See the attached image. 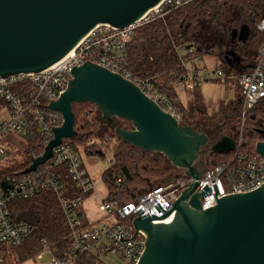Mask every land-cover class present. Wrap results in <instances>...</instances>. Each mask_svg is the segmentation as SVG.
<instances>
[{"label":"water","instance_id":"1","mask_svg":"<svg viewBox=\"0 0 264 264\" xmlns=\"http://www.w3.org/2000/svg\"><path fill=\"white\" fill-rule=\"evenodd\" d=\"M163 0H0V76L37 73L59 62L98 24L125 27L141 20ZM251 32L244 23L231 31V41L245 42ZM228 64L240 63L233 49L225 54ZM66 91L50 101L49 109L61 113L63 122L41 155L23 171H35L52 157L63 139L78 137L74 103L91 102L100 119L114 127L123 142L149 152H158L175 168H184L194 178L205 170L204 153H228L236 149L232 133L215 141L204 128L184 123L150 98L133 81L87 61L72 69ZM116 119L131 127L115 125ZM264 135V129H258ZM264 158V140L255 145ZM198 181L190 183L173 207H155L162 215H141L133 220L145 232L144 249L136 264H264V183L258 188L217 197L203 208ZM173 216L166 222H154ZM153 218V219H152ZM137 231L135 232V234ZM134 234V235H135ZM120 240H128L122 238ZM134 237V236H133ZM132 239V238H131Z\"/></svg>","mask_w":264,"mask_h":264},{"label":"built area","instance_id":"2","mask_svg":"<svg viewBox=\"0 0 264 264\" xmlns=\"http://www.w3.org/2000/svg\"><path fill=\"white\" fill-rule=\"evenodd\" d=\"M189 1L163 0L141 20L129 26L98 24L80 40L76 48L52 66L37 73L0 76V98L7 102L10 110V118L0 125V137L14 133L22 138L27 146L29 141L33 142L39 137L46 146L53 137V129L60 126L64 120L61 113L49 109L48 105L66 91L70 79L73 78L72 69L87 61L102 65L133 81L163 110L180 120L182 113L168 95L162 92L161 82L139 79L132 74L127 58V46L132 41L137 26L162 16L168 7H178ZM258 29L264 30V17L258 23ZM173 46L178 51L183 67L187 69L185 81L179 85V91L193 89L196 85L207 81L235 79L243 96L242 123L248 111L264 99V44L250 72L230 75H227L216 62L207 65L194 44L174 43ZM235 137L237 140L235 156L228 161L206 168L198 179L187 174L186 169L176 168L173 175L135 200L126 203L104 200L99 208L111 216L113 221L101 225L84 219L82 213L84 200L87 194L93 193L94 183L85 165L80 150L81 145L75 143L74 138L63 139L53 149L52 157L35 171L0 176V244L16 248L32 235L35 229L31 223L14 221L10 203L32 198L45 189H51L58 198L69 227L71 248L65 255L56 254L43 240L45 248L30 257L28 261H33L35 264H84L79 263L80 257L84 254L99 257L118 252L127 264H136L146 240L145 232L136 230L133 225L134 218L139 215L137 210L140 208L143 209L141 215L149 213L160 216L164 212L158 211L155 204L159 202L166 210L172 208V203L194 181L200 183L197 189L201 192L206 184L211 189L203 197V208L215 205L217 199L224 195L252 191L264 183L263 156L257 152L258 155L253 156L241 152L242 131ZM94 143L95 140L91 139L83 146L87 147ZM32 148L30 146L28 149ZM5 155L6 145L0 141V158ZM61 170L67 173L72 189L76 193L70 194L71 190L66 186ZM115 178L119 185L124 179L123 173L116 174ZM213 183H216L219 190L216 194L218 198L215 196ZM173 214L162 219H152L156 223H163L169 221ZM121 232L122 238L128 240L119 239ZM1 260L2 256H0Z\"/></svg>","mask_w":264,"mask_h":264},{"label":"trees","instance_id":"3","mask_svg":"<svg viewBox=\"0 0 264 264\" xmlns=\"http://www.w3.org/2000/svg\"><path fill=\"white\" fill-rule=\"evenodd\" d=\"M263 17L264 0H190L178 7H168L162 16L152 18L134 29L133 39L127 46L130 71L139 79L161 82L160 89L168 95L181 113L185 114L186 110H190L193 117L197 116L198 119L207 121L213 116L206 112L199 85L193 89H186L191 93L189 108L181 98L179 85L184 83L187 69L183 67L173 44L192 43L196 46L198 54L217 56L227 75L250 72L264 44V30L258 29V23ZM244 23L250 25L249 37L245 42L236 40L232 43V29ZM212 37H221L222 41L211 42ZM231 49L241 57L240 63L233 65L227 63L225 54ZM86 104H91L93 107H79ZM221 107L223 121L213 124V131L205 130L210 135L211 141H215L223 133L228 132L236 136L242 131L241 152L252 156L258 155L255 150L256 142L264 140V135L258 132V129H264V99L248 111L243 123L241 88L237 98L222 103ZM73 109L76 117L75 127L79 134L73 141L78 145L81 142L85 144L94 139L93 124L91 125L92 120L89 115L91 113L95 115L99 111L91 102L74 103ZM118 120L114 121L115 125L121 124ZM126 127L131 126L126 125ZM28 144L25 148L24 161L0 168V176L23 173L32 163L33 158L43 153L45 145L39 137L33 142L29 141ZM30 146L33 147L31 150L28 149ZM84 151L87 155H104V150L98 142L87 146ZM113 152L114 158L110 167L103 173L108 194L105 200L119 203L135 200L153 186L163 182L167 178L165 176L171 170H175V167L167 166L164 159L154 152L136 148L120 138ZM234 156V151L223 154L208 149L203 159L205 163L214 165L228 161ZM61 172L66 186L71 190L70 194L76 193L72 189L67 173L63 170ZM120 172L123 173L124 179L118 185L115 175ZM10 209L14 221L28 222L35 228L32 235L16 247L21 259L30 258L43 250L45 246L43 239L56 254L65 255L71 248L70 230L53 190L45 189L32 198L13 201L10 203ZM6 247L0 244V255L5 253ZM98 260L95 255L84 254L80 257L79 263L97 264Z\"/></svg>","mask_w":264,"mask_h":264},{"label":"rangeland","instance_id":"4","mask_svg":"<svg viewBox=\"0 0 264 264\" xmlns=\"http://www.w3.org/2000/svg\"><path fill=\"white\" fill-rule=\"evenodd\" d=\"M213 41H222V39L221 37H212L211 42ZM201 56L207 65H210V64L213 65V63L215 62L221 65V61L217 56H210L206 54H203ZM180 95L184 103L187 104V108H189L190 104L188 102L191 97V93L189 91L182 90L180 92ZM79 107L80 108H84V107L91 108L93 106L91 104H88V105L86 104L85 106H79ZM221 108L222 107L220 106L218 110L219 112L215 114L213 113L212 115L213 118H210L207 120V123L209 124V126H207V129H206L207 131H213L212 129L213 124L223 121V111H221ZM99 115H100V112H97L95 115L94 113H91L89 115V118L90 120H92L91 125L93 124L92 129L94 130L92 133L93 135L92 137L94 138L95 142H98L101 145V148L104 150L103 151L104 155L103 156L99 154L87 155L85 154V151H84V149L86 148L85 146H83L84 143L81 142L79 143V145H81L80 150L82 151L85 165L94 183V191L92 194H89V196L85 198L84 203H83V209L85 210L87 214V217H88L87 220L94 222L98 225H101L105 222L113 221V218L109 216L107 213H105V211H101L99 206L107 198V195H108L107 194V184L105 182V179H103V173L110 167V164H111L110 160L114 158L113 148L115 145L119 143V138H118L119 136L115 134L114 127H111L109 124L108 125L105 124L106 121H103L102 119H100ZM208 115H211V114H208ZM180 120L186 123L187 120L197 121L198 117L197 116L193 117L192 112H190V110H186L185 114L182 113ZM118 121L121 122L123 126L132 125L130 122L126 120L119 119ZM78 124H80V122ZM0 139H2V142H4L5 145L8 147L16 146V145H19L21 147V144L23 145V141H22L23 139L14 133L4 134L0 137ZM154 153L162 157L164 161L166 162L167 166L174 167L170 164V162L168 161L166 157H164L158 152H154ZM210 166H212L210 163L209 164L208 162L205 163V169L209 168ZM172 171L173 170H171V172L165 177L169 178ZM173 172H176V168ZM18 252L19 250L17 248L6 247L5 253L3 254L4 256L0 255L2 256V260L0 261V264H35L33 261H28L30 260L29 258L21 259ZM110 254L111 255L109 257H105L106 255L99 256L98 264H127V261H125L118 254V252H112Z\"/></svg>","mask_w":264,"mask_h":264},{"label":"crops","instance_id":"5","mask_svg":"<svg viewBox=\"0 0 264 264\" xmlns=\"http://www.w3.org/2000/svg\"><path fill=\"white\" fill-rule=\"evenodd\" d=\"M199 86L200 95L206 106V112L211 115H213V113L215 114L219 112L218 110L222 103L232 101L237 98L238 94H240V87L233 78L229 80L227 79V81H207L201 83ZM0 115V125L3 123V121L10 118V110L7 102L1 98ZM0 141L2 142V139H0ZM22 141L23 145L21 144V147L19 145L11 147L6 146V155L3 158H0V168L24 161L26 142L24 140ZM82 213L85 219H88L83 207ZM110 255L111 254H107L105 257H109Z\"/></svg>","mask_w":264,"mask_h":264},{"label":"flooded vegetation","instance_id":"6","mask_svg":"<svg viewBox=\"0 0 264 264\" xmlns=\"http://www.w3.org/2000/svg\"><path fill=\"white\" fill-rule=\"evenodd\" d=\"M186 123L191 124V125H193L196 128L202 127V128H204V130H206L207 129V126H209V124L207 123V121L202 120V119H198L197 121H189V120H187ZM105 124L108 125L107 121H106Z\"/></svg>","mask_w":264,"mask_h":264}]
</instances>
